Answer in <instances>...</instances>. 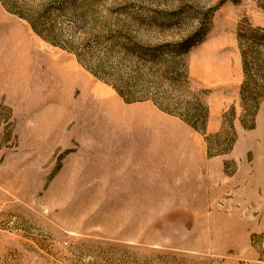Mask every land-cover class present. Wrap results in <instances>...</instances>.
Returning a JSON list of instances; mask_svg holds the SVG:
<instances>
[{
  "label": "rangeland",
  "instance_id": "374dc122",
  "mask_svg": "<svg viewBox=\"0 0 264 264\" xmlns=\"http://www.w3.org/2000/svg\"><path fill=\"white\" fill-rule=\"evenodd\" d=\"M250 27L264 0H0V264H264Z\"/></svg>",
  "mask_w": 264,
  "mask_h": 264
},
{
  "label": "trees",
  "instance_id": "16d2710c",
  "mask_svg": "<svg viewBox=\"0 0 264 264\" xmlns=\"http://www.w3.org/2000/svg\"><path fill=\"white\" fill-rule=\"evenodd\" d=\"M238 33V46L244 69L240 95L245 100L258 104L264 100V28L250 27Z\"/></svg>",
  "mask_w": 264,
  "mask_h": 264
}]
</instances>
